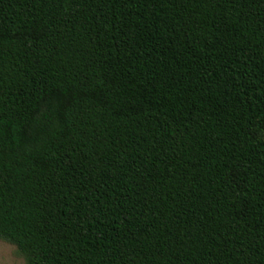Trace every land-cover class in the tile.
I'll return each mask as SVG.
<instances>
[{
  "label": "trees",
  "instance_id": "16d2710c",
  "mask_svg": "<svg viewBox=\"0 0 264 264\" xmlns=\"http://www.w3.org/2000/svg\"><path fill=\"white\" fill-rule=\"evenodd\" d=\"M0 239L264 264V0H0Z\"/></svg>",
  "mask_w": 264,
  "mask_h": 264
},
{
  "label": "rangeland",
  "instance_id": "374dc122",
  "mask_svg": "<svg viewBox=\"0 0 264 264\" xmlns=\"http://www.w3.org/2000/svg\"><path fill=\"white\" fill-rule=\"evenodd\" d=\"M0 264H26L18 253L17 246L0 239Z\"/></svg>",
  "mask_w": 264,
  "mask_h": 264
}]
</instances>
